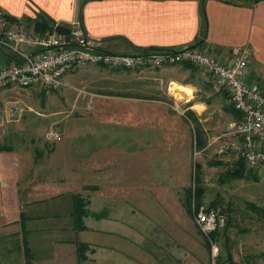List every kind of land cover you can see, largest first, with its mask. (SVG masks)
Instances as JSON below:
<instances>
[{
    "label": "crops",
    "instance_id": "1",
    "mask_svg": "<svg viewBox=\"0 0 264 264\" xmlns=\"http://www.w3.org/2000/svg\"><path fill=\"white\" fill-rule=\"evenodd\" d=\"M0 10L11 21L23 25L35 26L44 20L62 27L61 34L78 19L85 34L97 41L101 50L112 54L175 52L196 46L226 55L233 49L248 47L251 50L248 82L264 87V0H0ZM13 60L11 55L0 51V65H10ZM104 69L88 66L65 75L63 81L67 84L77 73ZM160 69L158 72L119 70L118 76L129 83L118 86L116 96L122 93L121 101L130 104L131 116L124 119L109 113L106 121L103 118L99 121L100 138L87 134L93 123L85 120L87 154L82 164L76 165L70 155L62 163L58 156L45 162V156L37 155L32 147L0 152V264H171L170 234L122 230L124 219L132 221L134 209L140 205L138 184L109 186L94 182L77 186L61 183L53 173L50 178L47 172L63 171L61 165H64L69 171H89V177L97 171H131L132 174V171H157V160L164 161L163 171L208 169L203 162L213 157L200 158L202 152H188L186 132L183 138L178 133L175 137L167 136L172 127V111H166L167 105L156 101L155 82L166 83L168 89L174 83L209 99L215 96L214 106L229 104L227 96L191 65ZM157 73L162 74L161 79L156 77ZM101 99L99 108L116 111L108 99L100 98V102ZM97 105L93 108H98ZM157 108L161 110L159 114ZM185 110L196 130L202 122L198 112L203 108L196 112L189 104ZM212 120L205 117L203 122ZM158 123L166 130L165 135L156 134ZM89 139L92 147H88ZM197 142L195 135L194 145ZM124 143L130 144L126 150ZM202 143L200 150L205 144L210 145V142ZM155 144L162 146L158 150ZM190 160L197 162L191 164ZM150 190L147 189L148 194L153 191ZM77 194L83 196L89 213L83 218L84 229L80 231L75 230L72 217V198ZM117 207L131 209L118 218ZM96 214L102 217H94ZM78 243L83 244L80 250Z\"/></svg>",
    "mask_w": 264,
    "mask_h": 264
},
{
    "label": "rangeland",
    "instance_id": "2",
    "mask_svg": "<svg viewBox=\"0 0 264 264\" xmlns=\"http://www.w3.org/2000/svg\"><path fill=\"white\" fill-rule=\"evenodd\" d=\"M160 70L162 69L153 70V72ZM117 73L119 70L112 69L77 73L65 87L56 91L18 90L13 87L0 90V146L16 151L32 147L37 155L45 156V162L58 156L62 163L67 159V155H70L76 165L82 164L87 154L85 153V120L93 123L91 132L88 131L87 134L100 138L99 121L102 118L106 121L109 113L110 116L116 114L118 117L123 116L124 119L131 116L130 104L121 101L124 96L121 95L122 93L116 96L115 90L118 86L123 87L129 82ZM161 76L162 74H156L158 79H161ZM155 83L156 101L166 104V111L169 109L172 111H169L172 127L167 136L175 137L178 133L183 138L186 132L188 152L192 154L202 152L200 158L202 155L213 157L203 162L209 167L208 169L198 170V173L195 171H163L164 161L157 160V171H134V173L132 171V174H130L131 171H128L129 173L127 171H97L95 176L89 177V171H69L67 166L61 165L63 171H47L48 176L52 178L53 173L54 178L61 183H71L77 186L94 182L109 186L138 184L141 194L140 205L134 209L132 221L131 218L124 219L126 223H123L125 227L122 230L170 234L171 264H184V262L185 264H201V262L202 264L213 262L214 264H228L226 243H228L236 264H264V259L260 258H252L249 263L246 262L249 256L254 257L264 251V167L257 170L246 168L245 171H251V178L247 176L244 179L233 180L225 177L226 171L234 169L236 161L240 159L238 150L233 146V144L236 147L240 145L239 139L231 133L239 117L229 112L227 109L231 107L229 104H225V107L214 106L215 96L209 99L198 93L186 94L185 92L180 97L175 93H170L168 87L166 88V83L161 85L160 80H156ZM110 88L113 89L110 90ZM100 98L108 99V103L115 109L117 108L116 111L113 110L111 113L99 108L103 100L101 99L100 102ZM94 104H98V108H93ZM189 104L191 110L196 111L203 108L202 112L201 110L198 112L199 117H202V122L196 130H194L195 124L191 123L193 119L185 116V108ZM156 112L159 114L161 110L157 108ZM205 117H211L212 122H203ZM177 119H180L178 124L175 123ZM156 126V134L165 135L166 130L162 124L158 123ZM50 130L61 134L62 140L59 143L52 144L44 141V134ZM105 130L104 126L103 131ZM195 135L199 142L194 145ZM87 136L90 138V135ZM202 141L210 142V145L205 144L200 150V146H203ZM155 145L158 150L162 146L161 144ZM170 145L176 150L175 144ZM92 146L89 139L88 147ZM122 146L126 150V146L130 147V144L124 143ZM193 162L197 160H190L191 164ZM145 166L146 163L143 162V167ZM194 182L196 185L198 183L204 191L200 208L208 209L212 202H217L212 209H218L226 214L228 227L225 231H221L224 233H221L218 240L214 242L218 247V253L214 258L211 249L208 250L204 244L205 237L198 231L192 213L189 214L182 203L184 190L195 186ZM147 189L153 190L149 193L150 198L143 197L149 195ZM113 193L117 195L116 191ZM116 209L115 216L121 218L125 213H129L131 207H117ZM137 218L138 221H136Z\"/></svg>",
    "mask_w": 264,
    "mask_h": 264
},
{
    "label": "built area",
    "instance_id": "3",
    "mask_svg": "<svg viewBox=\"0 0 264 264\" xmlns=\"http://www.w3.org/2000/svg\"><path fill=\"white\" fill-rule=\"evenodd\" d=\"M56 27L40 33L34 25L11 21L0 10V51L14 58L12 64L0 65V89L56 91L66 86L65 75L88 66L143 71L188 64L222 90L240 115L231 133L239 139L240 145L233 146L243 166L251 170L264 167V90L257 83L248 82L251 61L248 47L233 49L226 55L197 47L175 52L119 55L101 50L98 42L85 34L78 19L66 33H59ZM23 47L28 51L22 50ZM43 139L56 144L62 137L59 132L50 130ZM192 215L198 231L211 245L212 257H216L218 247L210 236L225 228L226 216L212 208L193 209Z\"/></svg>",
    "mask_w": 264,
    "mask_h": 264
},
{
    "label": "trees",
    "instance_id": "4",
    "mask_svg": "<svg viewBox=\"0 0 264 264\" xmlns=\"http://www.w3.org/2000/svg\"><path fill=\"white\" fill-rule=\"evenodd\" d=\"M253 1H258V0H253ZM204 23L206 24L205 17H204ZM35 27H36V30L38 32L44 33L46 31L52 30V28L54 27V24H51L50 25L48 22L42 20V22L37 23L35 25ZM56 29H57L58 32H60V31L63 30L62 27H56ZM229 109H230V111L234 112L237 115V117L240 118V115L233 108H229ZM3 151L10 152V151H12V148L0 146V152H3ZM245 170H246V168L243 166L242 160L241 159H238V161H236V163H235V168L232 169L231 171H226L225 177L227 179H233V180L244 179L247 176L251 178L252 177V176H250L251 175V171H245ZM196 172L198 173V171H195V173ZM194 184H195V186L193 185V186L188 187V188H186L184 190V198H183V202L182 203H183L186 211L189 214L192 213V210L193 209H199L202 206V203L201 202H202V198H203V195H204V191L198 185V183L196 185V183L194 182ZM72 199H73V210H72L73 223H74L75 230L80 231V230H83L84 229L83 218L85 216L89 215V213L86 210L85 200H84V198L81 195H79V194L74 195ZM216 203L217 202H212L210 204V207L208 209L214 208L216 206ZM249 207H251L252 209H255L252 206H249ZM224 215H226V214H224ZM93 216L94 217H97V218H101L102 217L101 215H98V214L93 215ZM227 227H228V222L226 223V226L223 229V231H225ZM221 233H224V232L217 231V232L211 234V236H210L211 240L213 242H216L218 240L219 236L221 235ZM204 240H205L204 241V244H205L206 248H208V250H210V246L211 245H210L209 241L207 239H205V238H204ZM226 246H227L226 262L228 264H236L234 262V260H233L231 251L228 248V243H226ZM77 247L80 250L81 248H83V244L82 243H78L77 244ZM252 258H253V256H249L246 259V262L249 263V261ZM254 258L255 259L256 258L264 259V252L263 253H260L259 255H256ZM239 264H241V263H239Z\"/></svg>",
    "mask_w": 264,
    "mask_h": 264
},
{
    "label": "bare ground",
    "instance_id": "5",
    "mask_svg": "<svg viewBox=\"0 0 264 264\" xmlns=\"http://www.w3.org/2000/svg\"><path fill=\"white\" fill-rule=\"evenodd\" d=\"M169 91L172 93H175L176 95H179V96H182V93L186 92L187 94H189L191 92L189 89L182 87V86H178L174 83L170 84Z\"/></svg>",
    "mask_w": 264,
    "mask_h": 264
},
{
    "label": "water",
    "instance_id": "6",
    "mask_svg": "<svg viewBox=\"0 0 264 264\" xmlns=\"http://www.w3.org/2000/svg\"><path fill=\"white\" fill-rule=\"evenodd\" d=\"M196 47V46H195ZM195 47H190V48H187V49H184V50H189V49H192V48H195Z\"/></svg>",
    "mask_w": 264,
    "mask_h": 264
}]
</instances>
